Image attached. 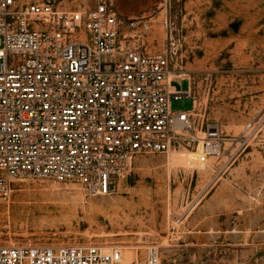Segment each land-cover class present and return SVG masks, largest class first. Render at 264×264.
<instances>
[{"label":"rangeland","instance_id":"374dc122","mask_svg":"<svg viewBox=\"0 0 264 264\" xmlns=\"http://www.w3.org/2000/svg\"><path fill=\"white\" fill-rule=\"evenodd\" d=\"M110 1L120 17L150 21L149 49L172 54L184 74L173 85L192 90L199 123L221 127V154L205 164L197 147L139 154L107 195L17 180L0 197V244H99L134 260L156 245L177 264H264V0Z\"/></svg>","mask_w":264,"mask_h":264},{"label":"built area","instance_id":"2783aa9c","mask_svg":"<svg viewBox=\"0 0 264 264\" xmlns=\"http://www.w3.org/2000/svg\"><path fill=\"white\" fill-rule=\"evenodd\" d=\"M69 1L0 0V197L24 179L107 195L139 154L197 147L201 164L220 155L221 127L198 122L168 49H149L150 21L120 17L110 0ZM182 98L193 108L173 110ZM0 264L177 263L156 245L125 261L99 244H0Z\"/></svg>","mask_w":264,"mask_h":264},{"label":"bare ground","instance_id":"6f19581e","mask_svg":"<svg viewBox=\"0 0 264 264\" xmlns=\"http://www.w3.org/2000/svg\"><path fill=\"white\" fill-rule=\"evenodd\" d=\"M176 76H181V77H184V74L180 73V74H173L172 75V79L175 78ZM124 254V260L125 261H132L134 260V257H133V250L130 248V249H127L126 251L123 252ZM137 260V259H136Z\"/></svg>","mask_w":264,"mask_h":264}]
</instances>
